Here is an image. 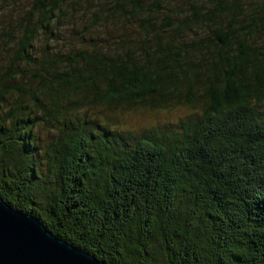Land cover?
I'll use <instances>...</instances> for the list:
<instances>
[{"label": "trees", "instance_id": "16d2710c", "mask_svg": "<svg viewBox=\"0 0 264 264\" xmlns=\"http://www.w3.org/2000/svg\"><path fill=\"white\" fill-rule=\"evenodd\" d=\"M82 2L38 0L2 32L17 40L0 71V196L108 264H264V0L191 2L155 33L158 0ZM128 13L139 43L87 36ZM75 40L90 46L56 48ZM186 87L203 110L169 141L70 113L169 105Z\"/></svg>", "mask_w": 264, "mask_h": 264}, {"label": "rangeland", "instance_id": "374dc122", "mask_svg": "<svg viewBox=\"0 0 264 264\" xmlns=\"http://www.w3.org/2000/svg\"><path fill=\"white\" fill-rule=\"evenodd\" d=\"M37 1L38 0H0V71H2L5 63H7L9 55L13 53L15 48L14 44L17 40L16 37L14 41L9 43L7 36L4 37L2 32L6 30V28H9V26L13 27L23 22L27 14L34 8ZM154 1L156 0H147V3L150 4ZM203 1L204 0H158L163 11L155 14L152 19L156 23V27L154 30L149 28V30L152 31L150 33H155V30L164 24L163 21L167 17H171L177 22L182 20L184 16L188 14L191 2L200 4ZM100 2L106 3V7L111 4L109 0H84L81 5H76V12H84L88 9L93 11L97 5H100ZM65 6L66 5H64V7ZM129 8L130 7L126 9L129 10ZM91 10L87 14V17H91ZM104 12L108 13L107 11ZM141 21L142 19L132 17L129 13L127 17L120 16L115 19L111 17L106 21L104 27H99L95 31H88L87 36L92 33L91 36L100 43L99 45H107V42H109V44L113 43L115 39H120L121 37H126L137 42L136 40L138 38H144L148 34L147 31L140 26ZM61 30L63 31L61 35L64 37L70 29L65 26ZM16 32L18 31H15L14 35ZM18 34L19 32L16 36H18ZM151 37H153V35H151ZM49 43L50 41L47 40V36L41 33L35 42V50L41 52ZM56 44V48L62 50H67L68 48L70 50L78 46L87 47L88 45L82 44L79 40H75L74 42L59 41ZM181 91L184 97L180 99L175 98L173 101L174 103H169V105H165L166 103L160 106L141 105L130 111L121 109L115 111L108 106H100L97 108L81 107L79 109H74L73 112L70 113L80 120L90 117L98 120L100 124L107 126L111 132H115L113 135L116 139H120L123 136L127 141L132 140V138L139 139L145 137L169 141L181 132V123L201 114L204 106V99L201 97L202 90L196 91V101L193 105H188L186 102L188 98L191 97V89L186 87L181 89ZM10 102H12L11 99ZM68 120L69 119L66 117L65 122ZM119 134H122V136ZM39 136L41 138V143L45 144L49 142L53 136H56V130L50 131L49 128L42 126L39 129Z\"/></svg>", "mask_w": 264, "mask_h": 264}, {"label": "water", "instance_id": "95a60500", "mask_svg": "<svg viewBox=\"0 0 264 264\" xmlns=\"http://www.w3.org/2000/svg\"><path fill=\"white\" fill-rule=\"evenodd\" d=\"M0 264H108L53 234L0 196Z\"/></svg>", "mask_w": 264, "mask_h": 264}]
</instances>
